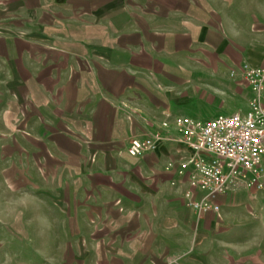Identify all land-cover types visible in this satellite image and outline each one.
I'll list each match as a JSON object with an SVG mask.
<instances>
[{
    "label": "crops",
    "instance_id": "obj_1",
    "mask_svg": "<svg viewBox=\"0 0 264 264\" xmlns=\"http://www.w3.org/2000/svg\"><path fill=\"white\" fill-rule=\"evenodd\" d=\"M44 1L36 39H0V136L12 153L23 142L41 152L68 238L98 264H264V191L233 188L220 214L198 217L176 174L187 149L126 153L189 95L202 111H247L240 70L264 68V0Z\"/></svg>",
    "mask_w": 264,
    "mask_h": 264
},
{
    "label": "rangeland",
    "instance_id": "obj_2",
    "mask_svg": "<svg viewBox=\"0 0 264 264\" xmlns=\"http://www.w3.org/2000/svg\"><path fill=\"white\" fill-rule=\"evenodd\" d=\"M39 2L42 0H0V39L16 40L17 43L36 39L37 17L34 9ZM44 3L48 11L52 2L45 0ZM181 101L187 102L188 107L179 113L181 117L209 121L220 115L230 116L227 112L197 109L190 95ZM12 106L18 107L16 103ZM16 129L23 134L27 132L24 127L21 131V126L12 127L10 131L15 132ZM11 142V139L0 136V264H98V255H84V239L68 238L66 216L62 215L52 198L51 176L46 175L43 166L39 165L41 152L37 153L35 146L23 142L22 154L20 149H15L13 154L15 150L12 153L8 148L15 146ZM257 193L248 194L255 197ZM254 215L257 214L254 212ZM260 225L261 237H264V223L260 222ZM81 229L84 231L83 226ZM259 240H250L247 247L254 250ZM97 248L93 245L90 250L95 252ZM229 249L232 250V246ZM215 264H223V255Z\"/></svg>",
    "mask_w": 264,
    "mask_h": 264
},
{
    "label": "built area",
    "instance_id": "obj_3",
    "mask_svg": "<svg viewBox=\"0 0 264 264\" xmlns=\"http://www.w3.org/2000/svg\"><path fill=\"white\" fill-rule=\"evenodd\" d=\"M240 72L253 95L246 112L209 121L177 116L172 125L165 114L158 131L131 139L126 150L129 157L139 158L164 144L187 149L190 155L176 163V174L186 179L185 207L198 217L218 215V198L233 188L264 191V68L243 64ZM174 166L168 164L167 170Z\"/></svg>",
    "mask_w": 264,
    "mask_h": 264
}]
</instances>
